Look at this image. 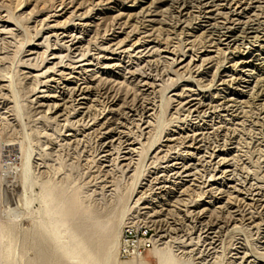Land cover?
I'll return each instance as SVG.
<instances>
[{"label":"bare ground","instance_id":"1","mask_svg":"<svg viewBox=\"0 0 264 264\" xmlns=\"http://www.w3.org/2000/svg\"><path fill=\"white\" fill-rule=\"evenodd\" d=\"M116 1L122 7H112V13H115L112 18L118 21L122 14L120 10H135L128 17H143L158 0ZM72 3L73 0L65 4L61 2L63 8L57 12H63L46 15L39 21L40 24L43 22V26L37 31L36 37L40 36V32L46 33L40 36L42 41L39 43L27 42V47L31 49L24 51L22 60L25 69H28L26 74L22 73L24 77L45 88L39 92H45L38 97L41 101L36 99L38 107L46 108L45 111L51 113V119L61 120L65 124L89 118L101 98L108 97L107 87H126L135 83L137 92L142 96L152 88L148 79L137 80L135 75L138 63L148 61L145 60L148 56L143 54L152 44L147 40V35L131 41L126 37L120 39L119 36H113L104 43V48H97L93 54H87L89 39L85 38L88 37L91 27L98 25L95 21L98 22L99 18L81 22L72 28L58 20L52 21L51 25L48 21L44 23L48 17H62L67 13V17L76 16L79 4L73 8ZM128 3L130 5L127 7ZM258 3L259 0H199L195 7L198 10L214 9L212 12H205L208 17L205 15L202 19L206 20L198 17L195 27L198 32L212 27V39H208L205 42L207 45L200 48L204 50L199 52L198 57L193 56L198 58V65L191 55L188 60L179 62L177 70L184 72L193 67L196 69L195 73H198L217 54L231 55L230 70H223V75L218 76L221 90H230L224 93L217 105H211V97L205 92L198 88L188 89L187 96L180 99L178 106L196 113L194 121L188 127H177L165 132L162 143L152 150L151 159L161 156L166 161L163 166L149 172L139 187L135 203L141 201V214L150 219L158 229L159 237L164 239L158 244L157 238L152 237L154 243L148 253L155 264H196L191 259L195 250L192 246H182L183 257H178L171 251L172 241L181 231V226L190 218L205 225L204 240L213 251L216 248L214 244L222 234L242 228L259 231V248L264 249V192L246 190L234 182L230 165L233 143H225L214 151L219 159L214 165L215 175L209 180L205 190H202L205 200L197 199L201 192V183L194 170L195 166L205 163L211 157H194L203 149L208 154L205 143L208 131L223 132V126L216 127L212 119L198 120L200 114L208 118V111L218 107V123L237 122L243 113V100L258 95L257 85L261 75H264V23H255L257 15L253 11ZM186 4L185 1L182 2L181 8L187 11L189 6ZM217 14H220L221 21H216L217 18L213 16ZM23 15L24 13L0 16V22L4 23L0 25V34H12L15 29H10V26L14 25V18ZM152 47L159 49L160 53H166V46L156 47L154 44ZM122 54L138 63L123 65L119 58ZM63 59L67 62H63ZM38 60L40 63L36 64ZM44 63L50 65L42 67ZM0 75L3 76V70H0ZM0 88L10 92L12 109L16 117H21L23 108L13 79L0 78ZM173 95L178 98L180 96ZM124 108L122 100H110L106 114L92 118L87 129L81 130L83 135L86 132H95L103 140L99 161L103 172L108 171L106 163L112 148H121V166L126 168L136 161L140 162L139 147L128 139L124 123L117 118ZM260 110H264V103L260 105ZM140 111L145 134L149 135L154 127L150 150L163 131V123L161 116L151 122L154 112L150 103H143ZM74 137L73 133H67L65 139L71 140ZM26 142V146H22L20 142L18 151L9 147L11 154L18 152L19 160L17 164H13L17 160L10 163L11 167L7 165L11 171L8 191L12 206L7 208V212L13 215V219H17L25 211L29 223L22 226L13 220L0 221V264H149L146 256L139 260H119L121 231L125 225L133 224L126 206L123 205V197L117 199V210L114 208L103 212L92 201L85 199L79 189L67 179L57 181L38 176L33 168V153L37 147H32L28 136ZM178 146L185 150L171 157L170 152ZM7 166L4 168L8 169ZM136 169L133 171L134 178ZM256 209L263 214L259 223L254 217ZM29 250L32 251L31 255L28 254ZM231 261L236 264H264V252H251L240 241L233 250Z\"/></svg>","mask_w":264,"mask_h":264},{"label":"rangeland","instance_id":"2","mask_svg":"<svg viewBox=\"0 0 264 264\" xmlns=\"http://www.w3.org/2000/svg\"><path fill=\"white\" fill-rule=\"evenodd\" d=\"M184 1L189 6L187 11L181 8V3ZM61 2L65 4L69 0H0V16L7 17L10 14L24 13L22 17L14 18L12 22L14 25L10 26V29H15L12 34H0V70H3V76L0 75V78L13 79L14 88L23 108V115L16 117L12 109L13 101L10 92L0 88V221L13 220L22 226L29 223L25 211L17 219H13V215L7 212V208L10 206V192L8 191L10 178L8 177H11L8 166L11 167L10 163L12 164L14 160L17 161L13 164H17L19 160L17 159L18 152H15V155L11 154L9 147H14L15 151H18L20 142L22 146H26V137L28 136L32 147H37L33 153V168L38 176L57 181L67 179L79 189L85 199L92 201L103 212L111 211L114 208L117 210V199L123 197V205L126 206L132 223L150 227L151 232L154 233L153 236L157 238V243L160 244L164 239L159 237L160 233L150 222V219L141 214V201L135 203L136 195L149 172L163 166V162L166 161L161 156L151 159L152 150L162 143L164 133L177 127H188L195 119L196 113L183 106H178L180 99L187 96V90L198 88L205 92L209 98L211 97V105H217L224 93L230 90V88L226 92L221 90V87L218 86V76L223 75V70H230L231 55L217 54L212 57L211 63L206 64L198 72L199 74L195 73L196 69L193 67L184 72L177 70L180 61H184L191 55L198 57L199 52L204 50L200 48L207 45L205 42L208 39H212L211 34L214 30L212 27L199 32L195 27L198 17L201 20H206L202 19L206 15L205 12H212L214 9H196L199 0H158L149 11L147 10L146 14L144 13L143 17H128L130 13H135V10L134 12H130L131 10L128 9L120 10L122 14L117 21L112 18V15H115L112 13L114 10L112 7H122L118 1L73 0L71 4L73 8L79 4L76 16L67 17V13L62 17L45 19L44 23L48 21L51 25L52 21L58 20L72 28L81 22L86 23L93 18H99L98 22L95 21L98 25L95 28L91 27L88 37L85 38L89 39L86 46L87 54H93L97 48H104L106 46L104 43L113 36H119L120 39L126 37L131 41L145 34L149 37L147 40L152 43L143 53L148 56L145 59L148 60L147 63L129 60L123 54L119 56L125 66L131 62L132 65L138 63L135 75L137 80L148 79L147 81L152 84L149 93L140 95L135 83L126 87H107L108 97L101 98L89 118L77 123L65 124L61 120L51 119V113L45 111L46 108L38 107L36 99L41 101L38 97L45 92H39L44 91L45 88L41 84L30 82L22 74L28 72L22 62L24 51L31 49V47H27V42L31 41V44H35L42 41L40 36H44L46 32H40V36L36 37L37 31L43 26V22L40 24L39 21L46 15L63 12H57L63 8V5H60ZM129 5L130 3L127 4V7ZM20 6L22 7L18 10ZM256 6L258 7L253 10L257 15L255 23H264V0H259ZM137 11L138 9H136ZM213 16L217 18L216 21H221L220 14ZM83 17L85 18L81 21ZM206 17L208 16L206 15ZM2 24L4 23L0 22V25ZM154 44L156 47L166 46V53H160L159 49L155 50V47H152ZM194 59L195 64L198 65V58L193 57ZM63 62H67L66 59H63ZM39 63L40 60L36 64ZM49 65L44 63L42 67ZM257 88L258 95L246 97L243 100V113L237 122L218 123L217 113H220L218 107H212L213 109L208 111V118H205L206 115L200 114L198 120L212 119L213 123H216V127L223 126V132L215 133L216 131L209 130L205 139L208 154L203 149L202 152L194 155L196 158L202 155L206 157L211 155L205 160V163H200L194 169L201 183L198 200L206 199L203 191L210 183L209 180L215 175L216 167L214 165L219 159L214 151L225 143H233L234 146L230 162L234 182L246 190L264 192V110H260V105L264 103V75H261ZM173 94L180 96L178 98ZM112 99L122 100L125 108L117 118L124 123L128 139L139 147L140 162L136 161L135 164L125 168L120 163L121 148H112L111 156L106 163L108 171L103 172L99 164L103 140L95 132L90 131L83 135L81 130L87 129L92 118L104 116ZM146 102L153 105L154 114L151 122L153 123L156 118L161 116L163 123V131L150 150L149 146L153 140L154 132L152 128L154 127L151 128L149 135L145 134L146 131L142 130L144 120L140 111L142 104ZM130 114L134 116L131 117ZM67 133H73L74 139H65ZM184 150V147L178 146L170 152V156H176ZM4 166H7L8 169ZM134 168H137L135 178L133 177ZM255 211L254 217L259 223L263 214L259 209ZM205 230V225H200L190 218L186 224L181 226V231L172 241L171 251L178 257H183L182 246H192L195 250L191 254V259L196 264H236L231 261L232 253L240 241H243L251 252H264V249L259 248L260 235L256 229L242 228L222 234L214 244L215 251L210 249V246L207 245L208 242L204 240ZM28 254L31 255L32 251L29 250ZM145 256L149 260V264H155V261L150 258V253L147 252ZM119 260L123 261L120 258Z\"/></svg>","mask_w":264,"mask_h":264},{"label":"built area","instance_id":"3","mask_svg":"<svg viewBox=\"0 0 264 264\" xmlns=\"http://www.w3.org/2000/svg\"><path fill=\"white\" fill-rule=\"evenodd\" d=\"M153 235L151 228L146 225H125L119 239L118 257L123 261L143 258L153 247Z\"/></svg>","mask_w":264,"mask_h":264}]
</instances>
